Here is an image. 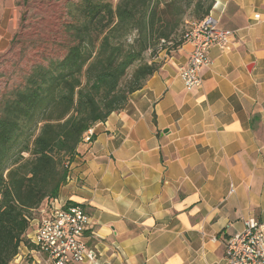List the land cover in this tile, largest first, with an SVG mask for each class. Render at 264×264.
<instances>
[{"label":"crops","instance_id":"1","mask_svg":"<svg viewBox=\"0 0 264 264\" xmlns=\"http://www.w3.org/2000/svg\"><path fill=\"white\" fill-rule=\"evenodd\" d=\"M31 7L0 0V52ZM210 14L232 48L208 50L200 86L178 75L185 42L77 145L56 197L88 215L95 258L77 264H226L244 220L264 228V0H214Z\"/></svg>","mask_w":264,"mask_h":264},{"label":"trees","instance_id":"2","mask_svg":"<svg viewBox=\"0 0 264 264\" xmlns=\"http://www.w3.org/2000/svg\"><path fill=\"white\" fill-rule=\"evenodd\" d=\"M214 0H77L68 3L72 44L59 58L34 64L0 103V264L28 250L30 219L66 182L83 135L161 67L157 45L171 54ZM134 33L131 43L127 36ZM148 52V58L145 54Z\"/></svg>","mask_w":264,"mask_h":264},{"label":"built area","instance_id":"3","mask_svg":"<svg viewBox=\"0 0 264 264\" xmlns=\"http://www.w3.org/2000/svg\"><path fill=\"white\" fill-rule=\"evenodd\" d=\"M254 18L258 19V14ZM232 36L233 32L221 28L210 13L190 24L184 38L190 43L191 50L186 63L178 67L186 90L201 85L200 72L211 64L208 50L213 46L221 51L231 50ZM65 166L69 171L70 164L66 162ZM68 178L69 172L66 180ZM35 212L39 216L30 219L27 238L33 246L29 253L34 254L36 264H77L95 258L94 249L83 239L88 215L82 204L59 203L52 198ZM224 257L226 264H264L263 225L254 218L244 220L242 231L226 239Z\"/></svg>","mask_w":264,"mask_h":264},{"label":"rangeland","instance_id":"4","mask_svg":"<svg viewBox=\"0 0 264 264\" xmlns=\"http://www.w3.org/2000/svg\"><path fill=\"white\" fill-rule=\"evenodd\" d=\"M108 1L112 5L117 3V0ZM69 2L76 3L77 0H31V9L22 13L28 23L16 29L9 49L0 52V103L24 83L34 64H44L47 60L59 58L66 53L68 46L72 44L71 32L67 29L73 22L68 12L72 8L68 7ZM134 36V33L129 34L127 42L131 43ZM162 54L168 53L157 45L156 59ZM148 56L147 52L145 57ZM34 213L39 216L38 212ZM21 252L19 251L21 255L12 264H36L33 256L23 249Z\"/></svg>","mask_w":264,"mask_h":264}]
</instances>
